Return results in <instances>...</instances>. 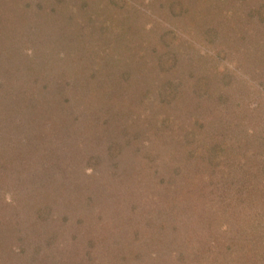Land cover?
Segmentation results:
<instances>
[{
  "label": "rangeland",
  "instance_id": "rangeland-1",
  "mask_svg": "<svg viewBox=\"0 0 264 264\" xmlns=\"http://www.w3.org/2000/svg\"><path fill=\"white\" fill-rule=\"evenodd\" d=\"M90 20L106 24L97 68L88 66ZM5 37L2 118L23 87L51 81L43 67L61 66L51 89L71 100L32 95L34 111L18 109L33 126L0 134L1 159L31 176L24 186L65 229L53 241L37 237L56 251H41L42 262L109 264L126 232L143 228L138 213L163 201L156 209L166 225L176 221L167 226L174 237L131 264H264V0H0V53ZM75 186L81 200L93 197L89 206L63 200Z\"/></svg>",
  "mask_w": 264,
  "mask_h": 264
},
{
  "label": "trees",
  "instance_id": "trees-1",
  "mask_svg": "<svg viewBox=\"0 0 264 264\" xmlns=\"http://www.w3.org/2000/svg\"><path fill=\"white\" fill-rule=\"evenodd\" d=\"M90 24L92 26L91 33H90V34H92V39L90 38L88 40V43L90 45H89V47H87V53H88L87 58L89 60H91L93 62V64H91V61H90L88 66L90 68H92L93 65L95 64V68H97V66L101 64L98 57H97V55L101 51L99 49H97L98 45H95V43L100 44V37L106 31V30H104L106 24L103 22L98 24V23L94 22L93 20H90ZM95 28H98V29H95ZM99 28H101V29L99 30ZM80 35H82V33H80ZM9 37H5V41H4V45H3L4 47L7 46V44L9 43V42H7V39ZM0 41H2V40H0ZM3 51L4 50H1L0 54L3 53L2 57H4L5 60L9 61L11 58V57H9V55L11 53L10 52L11 49H8L5 47V51L4 52ZM78 51H80V49ZM24 58H25V60L26 59L28 60L29 55L26 53ZM46 67H49V65H46ZM33 68L31 66H26V69H27L26 71L27 72L33 71L35 69V68L34 69ZM60 68H61V66L59 67V70H60ZM59 70H58V72L54 71V69L50 71L49 68L45 69V67H43L41 70H39V73L41 75L44 72H47L48 74L50 73L51 74L50 76H52V77H50L51 81H49V80L45 81V83H43V85H41L42 87H40V89H37V90L35 87H26L25 86L20 91V94L19 93L17 94V96L15 97L16 98L15 101H12V102L9 101L8 102V105H10V107L8 106L9 107L8 114H10L13 117L8 115V117L10 116L11 118H8V117L2 118L0 116V124H2V125H0V134H4L7 132L6 126H7L8 130L9 129L10 130L15 129L14 124H18V126H20L18 129H23V128H25V126L26 127H28L30 125L33 126L32 122H29L27 120H25V121L20 120L19 109H18V107H22L23 110L27 111L29 106L31 108L32 105H30V103L33 101L32 95H34L35 99L36 98L39 99L41 96H42V100H43V98H46L48 100V104H49V102H51L52 104L53 103L55 104L57 102L56 97H59L60 93H62V94L64 93L63 92L64 88L59 87V88H55L52 91L51 87L56 83V80L53 82V78L57 77L59 79L61 77ZM36 74H37V71H36ZM16 80H19V78H16L14 80L15 82H18ZM50 82H52L53 85H50ZM83 86H85V85H83ZM86 87H87V85L85 86V89H87ZM31 91H32V93H31ZM62 96L65 97V100H64L65 105H66V103H68L70 105L71 100L68 99V97L65 95V93ZM62 96L60 97L61 99H62ZM83 96L84 95H82L81 93L77 94V98L79 100H81L83 98ZM27 100L30 102L28 103ZM43 102H44V100H43ZM18 103H20V104H18ZM74 105L79 107V110L81 111V113L83 115L87 114L85 111L88 110V108L82 105V101L76 100ZM92 107H93V105H90V108H92ZM60 108H63V107L58 105L55 108V110H57V109L60 110ZM32 110L34 111V108ZM44 110H45V113L48 115V113H49L48 109L46 110L44 108ZM2 112H4V111L2 110ZM73 112H75V111L73 110L70 113L73 116L72 120L78 121L79 117ZM31 113H32V111H31ZM0 115H1V113H0ZM72 120H70V121H72ZM44 123L46 124V122H44ZM56 123H58L60 126L66 125L65 121L54 122V124H56ZM3 124H5V126ZM45 126H47V125H45ZM49 134L50 133H48V137L50 138L51 136ZM0 143L4 144V141H1ZM79 145H80L79 143L77 146L71 145V150H74V151L78 150L80 148ZM74 147H77V148H74ZM3 149L6 150V147H4ZM3 149L0 148V152H2ZM108 150H109V148H108ZM6 152H7V150H6ZM1 158L2 157H0V246L5 247V248H3V249L0 248V264H13V263L14 264H17V263L20 264L19 260H22L23 262H25V259L31 260L32 264H39V263L45 264V262H42L38 258V256L41 254V251H43L45 253L51 252V254L53 256H55L56 251H54V249H52V251H51V249H48V247H46V244H43V247L37 245V242H38L37 237L41 236V237H44L45 241H53V240L58 239V238H63L61 236L64 233L65 229L57 226V225H61V224H58L57 222H55L56 219H58V215L56 213H54V211L51 208V205L44 206L43 204H40L41 200L39 199L38 194H36L37 190L34 187L28 188V187L24 186L25 184H29L30 180H27V181L23 180L22 177L32 179L31 176H29V175H27V177L24 176L23 169H22L23 173H21V169H20L21 166L18 168L15 166L16 171H12L11 165H9V161L6 159H1ZM94 159H96V158H94ZM76 187L77 186H75V189L71 190L70 193H68V195L63 196L61 194V196H62L63 200H65V201L67 200L66 202L73 209L79 210V209L85 208L87 205L89 206V202L92 201L93 197L91 195L87 194L88 197H86L84 200H81L82 196H80V193H82L83 188L81 186H79V187H77L78 190H76ZM159 204H161L163 206V201H161V203H159ZM159 204L156 205L157 208H163L164 207V206L161 207ZM156 206L154 208L150 209L148 212L142 211V213H140V214L138 213V211L135 208L134 211L136 213H138V215H139L138 216L139 222L137 221V223L142 224L143 228L139 227L138 232L135 230L134 237H132L130 232L125 231L127 234V237H125V240L121 246H119V247L117 246L116 248L114 247L115 257H113V259H111L109 264L115 259H117L116 264H131V261L133 259H138V258L145 260L146 259L145 256L146 255L148 256L147 246L155 247V244L157 246L160 243H163L164 240H168V239H171L174 237L173 236L174 230H172L171 228H167V226H174V222H176V221H172L169 225L168 224L166 225V223L164 221H162L163 219L161 217L159 218V214L163 215V211L161 213L158 209H156ZM146 207H147V205H146ZM71 210L72 209L63 210V215H62L63 218L62 219L64 222L68 223V221H69V213L68 212ZM155 210H156V212L153 213ZM29 211H31V212H29ZM157 212H158V214H156ZM102 216L103 215H101V217ZM49 219H51L54 222H47ZM83 219H85V217H83L81 215V211H80L78 213V216H76L74 221L83 222ZM39 221L41 223H39ZM85 222H86V220H85ZM33 223H34V225L35 224L36 225L33 226ZM36 226H37V228H36ZM101 226H103V224H101ZM53 228H55V229H53ZM107 229L109 231V232H107L108 236H109V234H111V235L114 234L113 229H111V225H108ZM104 230H106V229H104ZM104 230H102L103 233H104ZM90 234L91 233L89 232L86 235L87 241L93 243L92 247H94V246L99 247V244L97 242V238L94 237V235H93V237L90 236ZM13 235H15L19 239L20 242H17V241L13 242ZM5 237H8V241H7V239H5ZM137 240L140 241V243ZM106 250H110V249L104 248L103 251H106ZM155 251L158 252L157 249H155ZM6 259L10 260L11 262L7 263ZM68 264H73V263L70 262Z\"/></svg>",
  "mask_w": 264,
  "mask_h": 264
}]
</instances>
